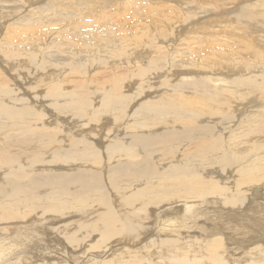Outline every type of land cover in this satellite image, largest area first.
Wrapping results in <instances>:
<instances>
[{"label": "bare ground", "instance_id": "bare-ground-1", "mask_svg": "<svg viewBox=\"0 0 264 264\" xmlns=\"http://www.w3.org/2000/svg\"><path fill=\"white\" fill-rule=\"evenodd\" d=\"M162 1L56 0L45 5V9L37 10L35 20L40 26L63 16L65 29H38L34 37L36 33L32 27L27 29L29 34L25 33L26 29L16 28H11L8 36L6 33L1 36L0 33V199H4V206L0 205V264H34L26 254L41 257L46 253L44 264H97L99 261L108 264H133L135 261L134 264H146L144 259L152 264L156 261L175 264L177 260L181 264H202L203 261L193 258L191 253L195 251L194 255H199L195 250L198 241L204 245L213 241L214 246H207L212 264H242L243 261H246L243 264H264L261 239L256 236L246 238L249 232L244 238L231 235L233 221L243 223L234 220L231 214L243 210V217L249 213H264V33L256 29H264V0H254L251 5L241 3L232 9V23L230 20L226 22L229 16L222 13L224 10L215 12V8L221 7L226 0ZM191 3L204 8L201 12L207 11L208 15L213 13L211 19L218 22L211 28L216 26L222 29H210L206 24L199 28L198 21L196 27L189 24L190 19L186 22L182 20L186 10L179 5L189 4L191 11L195 8ZM166 8L173 9L175 15L168 13ZM162 9L168 15L164 21ZM180 9H183L182 12L185 10L183 15L177 14ZM43 11H49V14ZM27 14L23 22L29 25L33 19ZM170 17L171 22L165 21ZM139 20L145 24L139 25ZM204 21L206 18L202 19V23ZM175 23L180 28L174 25L178 27L174 29ZM236 24L245 29H235ZM49 34L53 41L49 45L44 44ZM16 37L18 41L14 40ZM2 41L7 46H2ZM42 47L43 57L39 58L43 68L33 63L37 56L31 62L25 55L29 51L36 53ZM49 47H56L54 50L57 53L45 51ZM64 49L67 53H63ZM53 63L56 67L65 63L71 72L66 73V67L57 68L59 71L44 69ZM84 64L101 67L97 72L99 75L107 71L106 78L100 82L96 80L105 89L104 96L90 99L91 92L100 86L96 83L95 87H89L90 80L85 83L78 80L74 90L65 89L74 74L86 75L83 73ZM25 65L33 67L28 69L31 75L23 84L20 80L26 75ZM129 66L132 68L129 72L120 69ZM39 74L41 77L33 80ZM179 74L202 75L191 76V79L187 76L189 79L183 77L176 81L175 92L169 97L162 94L155 98L154 95L150 96V89L155 90L151 86L152 77L164 75L161 82H166L174 80ZM232 77L234 79L230 80ZM136 80L139 88L143 84L152 88L136 92L131 104L138 103L137 97L152 100L145 99L139 103L134 112L137 120L129 117L128 120H131L124 127L125 114L116 105L125 106L130 101L132 94L126 92L135 88ZM42 85L46 86L45 90ZM208 92L212 94L207 95ZM235 92L240 96L245 93V98L242 99ZM62 95L67 97L63 99ZM46 97L54 102L46 106L43 101ZM35 98H39V101H33ZM25 100L33 104L34 110L30 106H23ZM57 104H60L59 107L64 104L61 107L63 110L58 113L64 110L63 113H71L69 120L55 116L52 111L34 118L36 110L43 108V111H47L49 106ZM223 104L226 105L224 111ZM142 105L146 106L144 110L140 109ZM30 110L33 111L29 117V120L32 118L30 123L42 119L43 124L52 125L55 119L56 125H59L57 134L58 131L60 134L55 135L56 139L69 141L68 145L73 147L69 154L67 151L64 153L67 155L65 161L58 152L54 153L57 149L40 153L46 149L36 140L46 138L45 133L51 136V131L45 127L42 133L40 128L35 132L34 129L29 130L23 124L22 115H27ZM117 113L119 117L113 123ZM216 117L222 120L226 118L230 122L217 123L214 121ZM110 120L113 126L106 133L117 129L131 130L133 139L129 142L133 145L128 144L127 149L121 148L122 137L117 138L113 148L107 147L110 152H106L107 158L100 150V156L104 157L101 161L99 153H93L92 148H88L90 142L86 129L93 127L98 134H103ZM18 121L20 124L17 126ZM232 122L234 126H231ZM73 126L78 127L77 133L72 132ZM134 129L139 130L138 136L132 133ZM146 139L153 141V144L140 146L142 140ZM19 146L33 148L35 153L31 156L34 159L16 158L14 148ZM55 147L53 145L52 149ZM142 153L150 154L138 167L139 174L149 172L151 185L145 184L137 191H141L148 205L132 207L129 201H118L117 187L121 181L120 174H131V169L140 164L138 158ZM87 156L92 160H86ZM60 160L65 164L60 166ZM109 164L113 165L110 169L113 175L100 173ZM93 165H99V169H93ZM211 167L214 169H209ZM114 175L117 176L116 180ZM107 191L116 192L112 195ZM175 191H181L183 195H175ZM200 191L212 193L207 200ZM131 197L135 198L136 194ZM212 197L217 211L210 208ZM151 203H156L158 207H152ZM100 210L101 213H98ZM71 211H76L79 218L75 220L74 230H69L66 241H63L65 247L61 244L55 246L57 252L58 248L64 251L58 252V256L46 248L42 240L46 237L52 240L50 235L53 233H50L49 227L64 216H76L69 215ZM84 213L89 223L84 224L85 221L80 219ZM115 223H120L118 228ZM82 228H87L86 236ZM65 231L68 233L67 227ZM97 234L101 239L92 243ZM190 237L195 238L196 243L182 240ZM86 241L90 248H98L94 254L91 249H81ZM143 241L145 243L141 248L132 250L136 243L139 245ZM101 246L104 248L101 249ZM199 250L203 252L206 246L203 248L199 245ZM52 254L58 257L49 260ZM86 254L88 258L85 261L83 257ZM129 257L130 260L127 259Z\"/></svg>", "mask_w": 264, "mask_h": 264}, {"label": "rangeland", "instance_id": "rangeland-1", "mask_svg": "<svg viewBox=\"0 0 264 264\" xmlns=\"http://www.w3.org/2000/svg\"><path fill=\"white\" fill-rule=\"evenodd\" d=\"M30 1H32V0H0V33H1V36H2V34L3 33H6L5 35H7L8 36V32H10L12 29H23L24 31H25V29H26V31H25V33H27V34H29V31H27V29H29V28H31V29H34L33 31L36 33V34H34V32H33V34H31V35H33V37L35 36V35H37V33H38V29H65V27H64V23L66 22V20L64 19L63 20V16L60 18V17H55L52 21L53 22H47L46 23V25H38L39 24V22H37L36 20H35V16H37L38 17V11L37 10H43V9H45V5L47 6V4L49 3V4H51L50 2H52V1H56V0H34L33 2H31V4H30ZM184 1V0H183ZM186 1V0H185ZM203 1H205V0H203ZM257 1V0H256ZM27 2V3H26ZM163 3H167L165 0H163L162 1ZM253 2H254V0H237V2H236V0H235V3H232V0H230V2L228 3L227 2V0L226 1H223L221 4V7L220 6H218V8H215V12H221V10H224V12H222L225 16H226V13L228 14V16H229V19H227L226 20V22H228V20H230V16L233 14L232 12H231V10L232 9H234V8H236V7H238V5L240 4L241 5V3L242 4H244V5H251V4H253ZM25 5H24V4ZM184 4H185V2H183ZM228 3V4H227ZM246 3H248V4H246ZM22 4H23V6H22ZM172 4V3H171ZM192 5H193V3H191ZM39 5V6H38ZM42 5V6H41ZM189 5V4H188ZM188 5H179V7H181V8H185V16H183L182 17V20H184L185 22L186 21H189V19H190V23L189 24H191V25H194V26H196V21H198V25H199V28H201V26H203V25H207V27H210V29H215L216 28V26L215 27H213V28H211L213 25H217L216 23L218 22H215V19H211V16L213 15V13L212 14H210V15H208V13H207V11L206 12H201V11H203L204 10V8H202V7H200V5H196V6H192V7H195V8H193L191 11H189L190 10V8L191 7H188ZM26 8H25V7ZM133 5H131V7H132ZM187 6V7H186ZM190 6V5H189ZM202 6H206V5H202ZM24 7V8H23ZM36 8H38V9H36ZM121 8H123V7H121ZM23 9H25V10H23ZM25 12H23V11ZM163 10V12H164V14L162 15L163 17V21H164V19L166 18V17H168V15L167 14H165V10L164 9H162ZM166 10H167V12L169 11L170 13L172 12L174 15H175V12L173 11V9H172V11H171V9H169V8H166ZM181 10H183V9H180L178 12H177V14L178 15H183V12L181 11ZM27 11L29 12V15L27 14ZM34 11V12H33ZM63 11V10H62ZM199 11V12H198ZM213 11V10H212ZM12 12V13H11ZM46 11H43V13H45ZM49 12V11H48ZM48 12H46L45 14H49ZM168 12V13H169ZM189 12V15H186V13H188ZM196 12H198V14H196ZM210 12V11H209ZM204 13H205V15H204ZM25 14H27L28 15V17L29 18H31V19H33V21H31L30 22V24L29 25H26V23H24L23 22V20L27 17V16H25ZM36 14V15H35ZM197 15V16H195V15ZM221 14V13H220ZM220 14H218V15H220ZM24 16V17H23ZM57 16H59V15H57ZM203 16V17H202ZM221 16V15H220ZM36 17V18H37ZM214 17V16H213ZM188 18V19H187ZM203 18H206V21H204V23H202V19ZM62 19V20H61ZM187 19V20H186ZM65 21V22H64ZM165 21H169V22H171L172 21V18L170 17V19L169 20H165ZM230 22L232 23V22H234L233 20H230ZM241 22H243L242 20H241ZM36 24V25H35ZM58 24V25H57ZM60 24V25H59ZM143 24H145V22L144 21H142V20H139V25H143ZM219 25H221L220 23H218ZM235 23H233V25H234ZM49 25H51V26H49ZM54 25V26H53ZM174 25H176V26H178L179 28H180V25L177 23H175V24H173V27H174V29L176 28V26H174ZM57 26V27H56ZM235 26H237V28H235V29H238V30H240V29H245V28H243V27H240V25H238V24H236ZM21 27V28H20ZM33 27H36V28H33ZM45 27V28H44ZM48 27V28H47ZM51 27V28H50ZM178 27L176 28V29H178ZM197 27V26H196ZM10 28V29H9ZM12 28V29H11ZM249 28H252L251 26H249ZM8 29H9V31H8ZM137 29H139V28H137ZM216 29H222V27H217ZM256 29H258L259 31H261V33L263 34L264 33V29H259V27H257ZM44 30H43V32H44ZM238 30H234V31H238ZM4 31V32H3ZM181 34V33H180ZM4 35V36H5ZM15 41H18L19 39L16 37V39H14ZM176 40H177V38H176ZM53 41V37L49 34L46 38H45V40H44V44H51V42ZM248 41V40H247ZM173 42H174V40H173ZM6 44V45H5ZM5 44L3 43V41H2V43H1V45L2 46H7V43L5 42ZM164 44H166V43H163V45ZM56 50V47L55 48H52V47H49L48 49H46L45 51H48V52H50L51 54L52 53H54V52H56L55 50ZM51 50L53 51V52H51ZM171 51L172 49H168V51ZM33 51H29V54H25V55H28V57L27 58H30V61L32 62V58H35L36 56V58L34 59V61H33V63H35V65H37V64H40L39 66H41L42 68H43V64H42V60L39 58V56L40 57H43V47H42V49H39V51L38 52H36V53H32ZM40 53V54H39ZM57 53V52H56ZM63 53H67L66 52V50L64 49V51H63ZM24 56V55H23ZM22 59H24V57H22ZM40 59V60H39ZM25 60V59H24ZM26 61V60H25ZM55 61H57V60H55ZM55 64H56V62H54ZM51 64V65H46L45 67H44V69L45 70H49V69H51V70H60L61 68H65L64 70L66 71V73L68 72V73H70L71 71L70 70H68V68L69 67H67V65H64L65 63H62L61 65L60 64H58L57 65V67L55 66V64ZM58 63H59V61H58ZM60 65V66H59ZM63 65V66H62ZM85 65V67H84V71H83V73L84 74H86V75H76V74H74L73 75V77L72 76H70V77H72L67 83H66V85H65V89H70V90H74L75 89V84H77L78 83V80L79 81H83L84 83H85V81H88V80H90V86L89 87H95V85H97V84H100V83H98V82H100V81H102L104 78H106L107 77V75H106V70H105V72H102L100 75L97 73V72H99L100 70H101V67L99 68L98 66L97 67H95L94 68V66H91V67H88V65L89 64H84ZM60 68H59V67ZM62 66V67H61ZM25 67L27 68V70H25L24 72H25V76L23 77V78H21V80H20V82L21 83H23L24 82V80H28L29 78H30V75H31V72H29L28 71V69H31L32 67H29L28 65H25ZM29 67V68H28ZM52 67V68H51ZM56 67V68H55ZM113 67H115V65H113ZM58 68V69H57ZM98 69V70H97ZM120 69H124V71H128L129 72V70L131 71V67L129 66V67H126V68H123V67H120ZM58 70V71H59ZM87 70V71H86ZM123 71V72H124ZM97 75V76H96ZM102 75V76H101ZM122 75V74H121ZM196 75H202V74H186L185 76H183V74H179V75H177V77L176 78H174V80H172V81H166V82H161V79L164 77V75H162L161 77H157V78H154V77H152L151 79H152V81H153V83H151V86L155 89V90H153V89H150V92H152L151 94H150V96H153L154 95V97L153 98H155V96H160L161 94L163 95V97H169L170 95L169 94H173L174 92H175V89H174V87H175V85H177V83H176V81H178V80H182V78L183 77H185V78H187V79H191V76H196ZM244 75V74H243ZM95 76H96V78H95ZM189 78H188V77ZM36 77H41V74H39V75H36L35 76V78H33V80H35L36 79ZM69 77V78H70ZM81 77H83V79L81 80L80 78ZM175 77V76H174ZM12 78V77H11ZM103 78V79H102ZM134 78H136V77H134ZM13 79V78H12ZM32 79V78H31ZM84 79H86V80H84ZM137 79V78H136ZM150 79V78H149ZM149 79H147V80H149ZM231 79H234V77H232V78H230V80ZM66 81H67V79H65ZM73 80V81H72ZM98 82H97V81ZM159 80V81H158ZM93 81H96V82H94V84H93ZM32 82V81H31ZM137 82V80L135 81V83ZM144 82H145V79H144ZM97 83V84H96ZM165 83H167V84H165ZM24 84V83H23ZM26 84V83H25ZM28 84H30V83H28ZM145 84H146V82H145ZM145 84H143L140 88H139V86H140V84H134L133 85V87H135L134 89H132V91L131 92H126V93H128V94H132V97L131 98H129L130 99V101L128 102V103H126L125 104V106H120V105H116V107H118V109H120L124 114H125V116H123V118H126V120L124 121L125 122V125H124V127L125 126H127V122L129 121V120H137L136 119V117H135V111H136V106H138L139 105V103H141L143 100H145V99H147V98H145L144 96L143 97H141V98H138L137 97V99H138V103L137 104H135V105H132L131 103H133V100H134V94L136 93V92H138V91H142V90H147L148 88H152L151 86L150 87H146L145 86ZM154 84V85H153ZM162 84V85H161ZM171 84V85H170ZM165 86V87H164ZM168 87V88H167ZM42 88H43V90H45L46 89V86H44V85H42ZM73 88V89H72ZM105 89L103 88V86L100 84V86H97L96 88H95V90L94 91H92L91 92V95L92 96H90V99L91 100H93L94 99V97H101V96H104L103 95V91H104ZM174 90V91H173ZM99 93L98 95H96V93ZM107 92V91H106ZM146 93H149L148 91H145ZM144 92V93H145ZM160 92V93H159ZM165 92H167V95L165 96ZM4 93V92H3ZM141 93V92H140ZM143 93V94H144ZM207 95H211L212 94V92H208V93H206ZM235 94L237 95V96H239V97H241L242 99H244L245 98V93H244V95L243 96H240L239 95V93H237V92H235ZM33 95H34V93H33ZM42 95V94H41ZM222 95H223V97H225V95H224V93H222ZM29 96H32L31 94H29ZM63 96V99H65L67 96L66 95H62ZM150 96H147V97H150ZM2 99H3V97H2ZM1 99V100H2ZM97 99V98H96ZM132 100V101H131ZM147 100H152V98L151 99H147ZM241 100V99H240ZM33 101H36V102H38L39 101V98H35V99H33ZM43 101H45L44 102V104H46V106L47 105H49V103H52V102H54L50 97H46V98H44V100ZM36 102H34V103H36ZM58 102V101H57ZM66 103V102H65ZM64 103V104H65ZM10 104V103H9ZM63 104V105H64ZM225 104V103H224ZM223 104V106H222V110L224 111V106L226 107V105H224ZM253 104V103H252ZM59 105L60 104H57V105H55L54 107H51V106H49V110H45V111H43L42 109L41 110H36V112H34V114H33V116H34V118H36L37 116L36 115H38V114H45V113H47V112H50V111H52V113L55 115V116H57V117H62V118H65L66 117V119L67 120H69L70 118H71V113H63L64 111H62L61 113H58V111L59 110H63V109H61V107L63 106H61V107H59ZM15 107H17L16 106V103H15V105H14ZM23 106H30L31 107V109H32V106H33V104H31L30 103V101L29 100H25L24 101V104H23ZM220 107V106H219ZM146 108V106H143L142 105V107L140 108V109H142V110H144ZM32 110H34V108L32 109ZM66 110H69L68 108L66 109ZM33 111H28L27 113V115H22V117H23V124L26 126V127H28V129L29 130H32V129H34V131L33 132H35V129H39L40 128V133H42V131L44 130V127L45 128H47V131H51V136H48V134H44V136L46 137V138H42V139H40V140H36V141H38L37 143H38V145H40L43 149H46V150H42L40 153L41 154H44V153H46V152H54V151H52V150H56L54 153L55 154H57V152H58V154H60L59 156L60 157H64V161L66 160V157H67V155H64V153H66V151L68 152V154L70 153V151H71V149L73 148L72 146H70V145H68V142L69 141H65V140H60V138L59 139H56V137H55V135L57 134V130H58V128H59V125H56V122H55V119H54V123L55 124H52V125H48V123L47 124H43V122H42V119H39V120H35V121H33L32 123H30L29 121H31V119L29 120V117H30V115H31V113H32ZM127 113H128V115H127ZM247 112H245V113H243V115L244 114H246ZM254 114H256V113H254ZM111 114H109V116H110ZM130 115V116H129ZM243 115H241V116H243ZM55 116H50L49 118H54ZM108 116V115H107ZM112 116V115H111ZM132 116V117H131ZM119 117V115H118V113H117V117L116 118H114L115 119V121L113 120V118H112V120H113V123H115L116 121H117V118ZM131 118V119H129L128 120V118ZM79 119V118H78ZM88 119V118H87ZM108 119V118H107ZM79 120H81V119H79ZM109 120V119H108ZM112 120H110V124L108 123H106V129H105V133H103V134H98V132L96 131V129L95 128H93V127H89V128H87L86 129V131H88V132H86L87 133V138H88V140H89V142H90V145L88 146V148L89 147H91L92 148V152L93 153H99V158H100V160L101 161H103V155H101L100 156V150H103L104 151V155H105V157L107 158V154H106V152H109L108 150H107V147H109V148H113L114 146H112L115 142H117V138H121L120 139V141H121V143H122V145L124 146H121V148H125L126 147V149L128 148L127 147V145L128 144H130L131 146L133 145V144H131L129 141H131L133 138H131V130H126V129H123V130H120V129H117V130H112V131H110V132H108V133H106L109 129V127H111V126H113V123H112ZM49 121V120H48ZM78 121V120H77ZM211 121V120H210ZM214 121L215 122H219V121H222V124H228L230 121H228L226 118H224V120H222L221 118H219V117H216L215 119H214ZM228 121V122H227ZM46 122V121H45ZM226 122V123H225ZM235 122H237V120L235 121ZM212 123V122H211ZM20 124V121H18L17 122V126ZM7 125H10V123H7ZM233 125V122L231 123V126ZM176 126H179V125H176ZM234 126V125H233ZM141 127V126H140ZM222 127H226V126H222ZM187 130H189L188 128H186ZM138 129H134V131L132 132L134 135H139V133H138ZM144 131H146V130H144ZM1 132V131H0ZM72 132H74V133H77L78 132V127H76V126H73L72 127ZM149 132V131H148ZM9 134V133H8ZM72 134V133H71ZM10 135V134H9ZM189 135H190V133H189ZM13 136V135H12ZM57 136H60V134H59V131H58V134H57ZM44 139V140H43ZM49 139V140H48ZM46 140V142H44ZM53 142V143H50V142ZM57 141V142H56ZM55 142V143H54ZM41 143V144H40ZM52 144V146L53 145H56V147L54 148V149H52V146H50V144ZM57 143V144H56ZM144 144H146L147 146H151L152 144H153V141H151V140H149V139H146V140H142V142L140 143V146L141 145H144ZM43 145H44V147H43ZM82 146H84L85 144H81ZM80 145V147H82ZM112 146V147H111ZM130 146V147H131ZM79 147V148H80ZM78 148V149H79ZM190 148L191 149H193V147H192V145L190 146ZM51 149V150H50ZM49 150V151H48ZM81 150H83V147H82V149ZM14 151H15V153L16 154H14V156L16 157V158H23V159H26V160H30L31 161V159H34V156H31V154L32 153H35V150L33 149V148H29V147H27V146H19L18 148H14ZM59 151H60V153H59ZM111 152H112V149H111ZM110 153V152H109ZM113 153H111V154H108L109 155V157H111V155H112ZM150 154V153H149ZM149 154H146V153H142V154H140V156H139V158H138V161L140 162V164L137 166V167H134V168H132L131 169V174H128V173H121L120 174V179H121V181L118 183V187H117V194H116V197H117V199H118V201H120L121 203H123L124 201H129V203L131 204L130 206H132V207H145V206H147L148 205V203H147V201H146V199H145V197L141 194V191H137V190H141V188L146 184V185H148L149 187H150V185H151V182H150V179H149V176H150V173L149 172H143V173H141V174H139V170H138V167H140L141 165H142V163L143 162H145L147 159H146V157H149ZM144 156L145 158L144 159H142V156ZM58 156V155H57ZM40 159H42V155H40ZM86 160H92L89 156H87L86 157ZM20 161V160H19ZM20 163H22L21 161H20ZM60 166L62 165V164H65L64 162H63V160H60ZM28 164H30V163H28ZM102 165V164H101ZM112 164H109V165H107V167L105 168V170L104 171H102L101 172V170H100V173H103V175L104 174H108L109 176L110 175H113V173H111L110 172V169L112 168ZM93 169H96V170H98L99 169V165L97 166V165H93V166H91ZM209 169H214V167H211V168H209ZM209 169H206V170H209ZM144 175V177H138L139 175ZM129 176V177H128ZM132 178H131V177ZM126 177H128V179H125ZM102 179L104 180V177L102 176ZM114 179L116 180L117 179V176H115L114 175ZM124 179V180H123ZM123 182V183H122ZM103 183H104V181H103ZM66 184H68L67 182H66ZM63 185H65V184H63ZM78 187V186H77ZM258 186H256V188H257ZM258 191V190H257ZM73 192H76V191H73ZM107 192H109V193H111L112 195H114L115 194V192L116 191H107ZM201 193H202V195H203V197H205L207 200H208V198H209V196H210V194L212 193V192H208V191H200ZM175 193V195H180V196H182L183 195V192H181V191H175L174 192ZM132 194H136V197L135 198H132L131 197V195ZM212 201H213V203H210V208L211 209H214V210H216L215 208H214V200H213V197H212ZM0 205H2V206H4V199H0ZM152 207H158V205L156 204V203H151L150 204ZM217 211V210H216ZM242 212H245V210H243V211H241V212H239V213H237V214H231V215H234V220H237V221H239V222H243L242 224L241 223H234V221H233V228H232V233H231V235H235V236H238V237H242V238H244L245 237V235H246V232H249V234L246 236V238L247 237H250V236H256V237H258L259 239H261L262 241H263V245H264V213H258V214H251V213H249V215H245V216H247V217H243V215H241V213ZM98 213H101V210L100 211H98ZM69 215L70 214H75L76 216H73V217H69V218H67L66 216H64L63 217V219H61L62 220V222H60L61 220H56V222H58V223H55V224H53V226H50L49 228L51 229H49V231H50V233H53V234H51L50 235V238H52V240L51 239H49L48 237H46V238H43V240H42V243H46L45 244V247L47 246L48 248H49V250L51 249V252H55V253H57V255L58 256H60L59 255V253H63L64 251L61 249L60 250V248H58V252L56 251V250H54L55 249V246L56 245H58V244H61L63 247H65V242H63V241H66V237L68 236V234L70 233L69 232V230L72 232L74 229H73V226L75 225V223L77 222V221H75V220H77V218H79L78 217V214H77V212L76 211H71V212H69L68 213ZM53 215H54V213H53ZM42 219H43V217H42ZM80 219H82V221H85L84 222V224L85 223H89L88 222V220H86L87 219V215L84 213L83 215H82V217H80ZM63 220H64V222H63ZM71 220V221H70ZM91 221V220H90ZM67 222V223H66ZM81 222V221H80ZM45 223V222H44ZM50 223H52V222H50ZM62 223V224H61ZM69 223H71L72 225H70ZM2 224V222H0V225ZM68 224H69V226H68ZM118 224H120V223H115V226L118 228L119 226H118ZM60 225V226H59ZM61 227V228H60ZM66 227H67V229H68V233H67V231H65V229H66ZM72 229V230H71ZM53 230V231H52ZM61 230V231H60ZM85 230V231H84ZM81 231V230H80ZM82 231L84 232V234H85V236L87 235V228L85 229V228H82ZM17 232V231H16ZM59 233V234H58ZM80 233V232H79ZM100 233V231L98 230V234ZM17 234H18V239H19V243H20V245H21V247H22V249L24 250V245H23V242L21 241V237H20V235H19V233L17 232ZM56 234V235H55ZM64 234H66V235H64ZM97 234V235H98ZM53 235V236H52ZM59 235V236H58ZM62 235V236H61ZM95 235V237H94V239H93V242L92 243H95V241H97V240H99L98 238H100L101 239V237L98 235ZM58 238H60V239H58ZM55 239H57L58 240V242L59 243H56L55 241ZM61 240H62V242H61ZM182 240H184V241H187V242H190V243H192V242H195L196 241V239L195 238H193V237H190V238H183ZM54 242V243H53ZM83 241H81V243H82ZM145 243V241H143L142 243L140 242L139 243V245H138V243H136L135 245H134V247L132 248V250L133 249H138V248H141V246L143 245ZM196 243V242H195ZM50 244V245H49ZM80 244V243H79ZM78 244V245H79ZM141 244V245H140ZM211 244L214 246V243H213V241H210V242H208L207 243V245H204V243H200V241H198L197 243H196V246H195V250H196V252H198L199 253V255L198 256H195L194 255V253H195V251H191V253H192V257L193 258H195V259H197V260H200V261H203L202 262V264H212V259L210 258V255H208V254H211V252H208V248H207V246L209 247V246H211ZM121 245H124V244H122L121 243ZM199 245H201V247H203V248H205V246H206V250H204L203 252L202 251H200L199 250ZM71 246V245H70ZM82 250L84 249H86V251L88 250V249H91L93 252V254L96 252V250L98 249H92V248H90L91 247V245L89 244V242L88 241H86V243H83L82 245ZM93 246H94V244H93ZM250 246H252V245H250ZM43 247V245L41 246V248ZM46 247V248H47ZM67 247V246H66ZM76 247V246H75ZM249 247V246H248ZM248 247H245V248H248ZM102 248H104V246H101V249ZM244 248V249H245ZM79 249H80V247H79ZM262 249V248H261ZM42 250V249H41ZM69 250V249H68ZM123 250L124 251H127L126 250V248H123ZM246 250V249H245ZM263 250H264V248H263ZM66 251H67V248H66ZM70 251V250H69ZM262 251V250H261ZM66 253V252H65ZM261 253H263V251L261 252ZM260 253V254H261ZM55 256L54 254H52V256H49V260L50 259H52V260H55L54 259V256L55 257H58V256ZM262 255V254H261ZM26 256L29 258V259H31L32 261H34V264H44L45 263V261L47 260V253H46V255L45 256H41V257H33V256H30V255H27L26 254ZM87 256V257H86ZM84 259L83 260H85L86 261V259L88 258V254H86L84 257H83ZM130 258L131 257H129V258H127L128 260H130ZM132 259H134V258H132ZM136 259H139V260H141L140 258H136ZM230 259V258H229ZM146 264H152V263H150L149 262V260L147 259H144L143 260ZM66 262V261H65ZM136 262V261H135ZM134 262V263H135ZM243 262H246V261H243ZM243 262H242V264H243ZM99 263H102V264H108L107 262H101V261H99V262H97V264H99ZM133 263V264H134ZM154 264H161L160 262H158V261H156V262H153ZM69 264H73V263H69ZM171 264H173V262L171 263ZM175 264H181L180 262H179V260H177L176 262H175ZM226 264H228L227 262H226ZM238 264V263H237Z\"/></svg>", "mask_w": 264, "mask_h": 264}]
</instances>
